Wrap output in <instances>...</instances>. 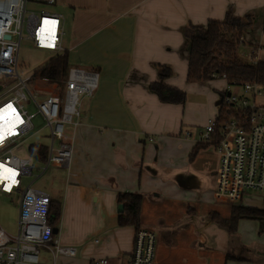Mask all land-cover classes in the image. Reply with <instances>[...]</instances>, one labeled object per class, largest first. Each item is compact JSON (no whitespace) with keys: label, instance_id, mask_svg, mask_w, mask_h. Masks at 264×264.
<instances>
[{"label":"crops","instance_id":"obj_1","mask_svg":"<svg viewBox=\"0 0 264 264\" xmlns=\"http://www.w3.org/2000/svg\"><path fill=\"white\" fill-rule=\"evenodd\" d=\"M53 5L52 12L61 16L68 63L97 72L98 85L91 97L80 101L77 126L67 129L73 136L69 168H49L62 194L44 191L60 204L54 234L58 241L73 244L69 236L75 232L102 238L89 241L93 247L100 243L97 252L83 248L80 261L59 258L55 263L90 264L98 259H106L108 264L130 263L136 230L118 225L120 193L143 197L140 228L156 237L153 264H206V258L213 256L218 262L221 243L214 239V246L205 233L206 229L218 233L213 228L218 226L202 220L213 211L205 203L215 201L217 155L207 148L190 161L189 154L197 143L192 137L216 118V103L228 86L224 79L186 82L189 45L184 33L190 26L223 20L228 9L236 16L254 14L256 23L247 39L260 47L255 56L264 61V32L260 30L264 0H54ZM156 65L172 69L173 75L165 82L185 92L183 104L162 103L148 90L157 80ZM30 81L35 82L31 88ZM36 81L40 80L31 78L29 88L45 94L38 91ZM233 88L241 93L240 87ZM186 132L192 136L186 138ZM36 133L32 131L15 149L20 151L26 145V155L14 151L16 155L36 160L29 152L30 146L40 144L30 141ZM45 136L48 145L47 130ZM194 198L202 213L190 206ZM155 204L164 206L167 214L163 217L168 220L160 217L154 221L151 208ZM184 207L187 211L182 214ZM67 222L74 224V231L67 230ZM181 231L197 239L198 247H186L179 237ZM253 242L264 243V236L256 235ZM239 247L236 255H230L235 259L225 258L223 264H264V253L256 251V259L245 258V249ZM96 255L108 258L95 259ZM44 258L45 263H52Z\"/></svg>","mask_w":264,"mask_h":264},{"label":"built area","instance_id":"obj_2","mask_svg":"<svg viewBox=\"0 0 264 264\" xmlns=\"http://www.w3.org/2000/svg\"><path fill=\"white\" fill-rule=\"evenodd\" d=\"M52 6L54 0H0V196L9 201L18 197L15 233L0 227V264H47L56 260L74 259L76 249L60 245L49 223L51 196L33 187L34 181L51 167L68 169L72 156V134L68 127L77 126L80 118L79 97H91L97 89L98 73L80 67H70L63 93L53 94L38 89L42 98L28 85L32 76L18 73V50L25 30L28 40L38 50L62 54L61 16L48 10L27 13L28 3ZM5 36H9L6 39ZM260 47L249 48L248 59ZM55 86V84H54ZM6 89V90H5ZM240 94L222 98L225 110L195 132L197 143L210 144L217 155L214 200L220 204H239L249 193L264 194V105L256 103L263 94L257 84L246 83ZM39 118L47 130L49 144L46 160L19 157L15 149L34 131L32 121ZM39 131V130H38ZM190 132L185 137L190 138ZM35 164L40 166L35 167ZM39 171L37 174L33 170ZM33 180L24 183L26 178ZM156 257V237L140 228L135 231L129 264H153ZM90 264H108L98 259Z\"/></svg>","mask_w":264,"mask_h":264},{"label":"trees","instance_id":"obj_3","mask_svg":"<svg viewBox=\"0 0 264 264\" xmlns=\"http://www.w3.org/2000/svg\"><path fill=\"white\" fill-rule=\"evenodd\" d=\"M255 23L254 14L236 16L228 9L221 21L209 20L203 26L187 28L184 33L189 45L186 82L203 83L224 79L228 88L242 87L246 83L257 84L264 94V61L254 62V59H248L249 48L255 45L248 41L247 36L253 32ZM260 30L264 32V10ZM70 67L66 52L56 54L45 65L33 71L32 80L55 84L63 89ZM155 69L157 80L148 85V90L162 103L183 104L186 101L185 92L165 82L173 75L172 69L164 65H156ZM229 94L228 89L220 94L219 115L225 110L222 98ZM218 114L217 121L220 120ZM209 145L196 143L189 154V160L192 161L200 150L209 148ZM29 152L39 163L45 162L47 148L43 145H32ZM117 203L123 207L118 213V225L140 229L143 197L139 194L120 193L117 195ZM226 211V214L212 211L208 218L230 234L236 233L239 221H255L258 224L257 236H264V209L233 204ZM60 215V204L51 201L49 223L54 229L57 228ZM232 258L230 255L226 256V259Z\"/></svg>","mask_w":264,"mask_h":264},{"label":"rangeland","instance_id":"obj_4","mask_svg":"<svg viewBox=\"0 0 264 264\" xmlns=\"http://www.w3.org/2000/svg\"><path fill=\"white\" fill-rule=\"evenodd\" d=\"M55 9V6H47L44 4H40V3H28L27 4V13L31 12V11H39V10H48L50 12H52V10ZM66 39V38H65ZM64 39V40H65ZM18 56V73L21 77H27V76H31L33 71L43 65H45L50 58L54 57L55 54H53L52 52H48L45 50H38L36 49L32 43L28 40L27 35L25 30H23V38L21 40L20 46H19V50L17 53ZM37 82V81H36ZM30 83V88L33 87L34 83H32V81L29 82ZM38 85L39 89H46V91H51L53 94H60L63 93L64 87L63 89H59L58 87H56V85H49L46 84L45 82H40L38 81L37 84H35V86ZM6 90V89H5ZM229 92L231 94H235V88L233 87H229L228 88ZM45 95V94H44ZM9 97V94H5V96L0 97V101L5 100L6 98ZM42 98V95H37L36 99L39 101ZM84 97L80 96L79 99L82 100ZM256 103L259 105H264V94H262L261 96H257L256 97ZM33 125H34V130L35 132L37 131V134L33 139H31V142H38L40 144L43 145H47L48 141L46 139V130L41 129L43 122L39 119V118H35L32 121ZM39 129V131H38ZM41 129V130H40ZM192 139L197 140V137H192ZM26 148L27 146L25 145L23 148H21V150L19 151H15L18 155L20 156H25L26 155ZM40 166L39 164H35V167ZM39 171L34 169L33 173L37 174V172ZM55 177V176H53ZM33 180L32 177L30 178H26L24 180V183L27 184L28 182H31ZM52 179L51 177V170L48 169L47 172H45L43 175H41L39 178H37L34 183H33V187L37 188V189H41V190H57V193L59 191V194H62L63 190L62 188H56L57 187V183ZM206 196V195H205ZM59 198V197H58ZM196 198H194L192 201L190 202V206L191 207H195L196 212L198 213H202L203 211H201V208H199L200 206L198 205L199 203L194 202ZM264 194L263 193H249V194H245L244 197L241 199V201L239 202V204H241L242 206H248V207H256V208H263L264 209ZM17 204H18V197H14V199H12L11 201H7V199L5 198V196H0V227L3 228L5 231L9 232V233H15V229H16V224H17ZM206 205H210L209 210H213L215 212H220L222 214H226V210L228 209V206L230 205H226V204H220V203H216L215 201H210L209 204L205 203ZM198 207V208H196ZM186 209L185 207L181 210L182 214L186 213ZM151 212H152V216L155 217L154 221H156L157 219H159L161 217V220H168L167 217H163V214H167L166 210L164 209V206L162 204H155L152 208H151ZM177 212L174 211L173 214H176ZM201 218H197V221H200ZM184 219L182 218L181 221H183ZM203 222H210L208 216H205L202 218ZM169 223V221H168ZM178 222H173L174 225H176ZM211 223V222H210ZM172 225V223H171ZM173 225V226H174ZM67 226V230H72L74 231V224L70 225V223H66ZM183 226V224H182ZM71 227V228H70ZM58 228V226H57ZM215 228V230H218V233L216 231H212L210 229H206L205 233H207V235H209L213 241L212 244L215 246L214 243V239L215 241L218 240L220 241L221 245H219L218 249L220 250V254L218 257V262L214 261V256L213 258H208L210 260L204 261V263L206 264H223L224 259L226 258L227 255H231V254H235V248L237 246H242L245 251L243 252V256H245V258H252V259H256L257 255H256V251H259L261 253H264V243L263 242H253V238L257 235V229H258V224L255 221H250V220H241L238 223L237 226V231L235 234H230L227 232V230L225 228L222 227H213ZM60 230V227H59ZM196 230V227H195ZM60 234V232H59ZM185 231H181V233L179 234V237H181V241H183V243L186 245V247H193L195 249V247H198V242L197 239H194L192 237H188L186 235ZM58 239V236H57ZM70 241L73 244H62L60 241V245L63 246H70V247H74L77 249V253H76V260L82 259V254L81 251L83 250V248H85L86 250L90 249V250H95V252H97L100 248V243L98 245H96L95 247H93L89 241H93L95 239H97V241L100 239L102 240V238L100 237V235L98 236L97 234H81V233H77L75 232L74 234H70L69 236ZM192 241L193 242V246H192ZM242 241H246L247 244L243 243ZM190 242V243H189ZM77 243V244H76ZM244 245V246H243ZM246 249H249L250 251L247 252ZM218 255V254H217ZM95 259L98 258H108L105 256H95ZM197 264H201V262H198Z\"/></svg>","mask_w":264,"mask_h":264},{"label":"water","instance_id":"obj_5","mask_svg":"<svg viewBox=\"0 0 264 264\" xmlns=\"http://www.w3.org/2000/svg\"><path fill=\"white\" fill-rule=\"evenodd\" d=\"M5 38L6 39H9V36H5ZM1 88H2V86L0 85V90H1ZM220 104V100H218L217 101V103H216V105H219ZM117 210H118V212H121L122 211V206L121 205H119L118 206V208H117ZM56 233V230L54 229L53 230V234H55ZM240 247L239 246H237L236 248H235V251H240ZM234 255H236V254H234Z\"/></svg>","mask_w":264,"mask_h":264},{"label":"bare ground","instance_id":"obj_6","mask_svg":"<svg viewBox=\"0 0 264 264\" xmlns=\"http://www.w3.org/2000/svg\"><path fill=\"white\" fill-rule=\"evenodd\" d=\"M64 85V84H63Z\"/></svg>","mask_w":264,"mask_h":264}]
</instances>
